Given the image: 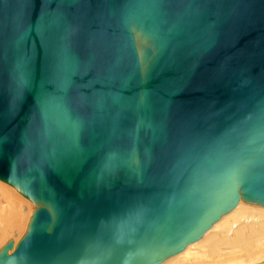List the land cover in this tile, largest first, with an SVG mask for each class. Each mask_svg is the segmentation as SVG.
Listing matches in <instances>:
<instances>
[{
  "label": "water",
  "instance_id": "95a60500",
  "mask_svg": "<svg viewBox=\"0 0 264 264\" xmlns=\"http://www.w3.org/2000/svg\"><path fill=\"white\" fill-rule=\"evenodd\" d=\"M253 162L264 0H0V180L35 205L0 264H161L264 207Z\"/></svg>",
  "mask_w": 264,
  "mask_h": 264
},
{
  "label": "bare ground",
  "instance_id": "6f19581e",
  "mask_svg": "<svg viewBox=\"0 0 264 264\" xmlns=\"http://www.w3.org/2000/svg\"><path fill=\"white\" fill-rule=\"evenodd\" d=\"M1 182L0 250L9 241H13L4 244L9 234L16 230L21 232L20 229L27 230L33 214L27 218L26 223L23 220L27 215L25 202ZM251 205L241 199L234 209L223 215L199 240L161 264H264V207L260 209L262 206L258 205V209L253 208L257 205ZM13 242L14 246L18 243Z\"/></svg>",
  "mask_w": 264,
  "mask_h": 264
},
{
  "label": "snow or ice",
  "instance_id": "6c2138e0",
  "mask_svg": "<svg viewBox=\"0 0 264 264\" xmlns=\"http://www.w3.org/2000/svg\"><path fill=\"white\" fill-rule=\"evenodd\" d=\"M132 48L137 55L138 65L142 68H147L155 57V51L152 55H147L146 50L150 47V37L144 32H137L134 29L130 30ZM253 180H259L261 186L264 187V163L261 164L260 171L258 172L254 166V162L245 168H243L239 174L237 183L240 185H248ZM245 193L249 191L248 187L244 188Z\"/></svg>",
  "mask_w": 264,
  "mask_h": 264
},
{
  "label": "rangeland",
  "instance_id": "374dc122",
  "mask_svg": "<svg viewBox=\"0 0 264 264\" xmlns=\"http://www.w3.org/2000/svg\"><path fill=\"white\" fill-rule=\"evenodd\" d=\"M1 184H3V186H5L6 188H8L9 190H11L15 195H18L21 199H23V201L25 202V204H26V206H27V215H25L24 217H23V220L27 223V221H28V219L30 218L29 216H31V214H32V212H33V210H34V208H35V205L30 201V200H28V199H26L25 197H23L15 188H13V187H11L10 185H6V183H4V182H1ZM247 204H249V203H247ZM252 205H254V204H252ZM252 205H251V207H252ZM257 208L258 207V209H259V206L257 205V206H253V208ZM263 207H260V209H262ZM25 213V214H26ZM28 218V219H27ZM25 230L26 229H20V231L21 232H19V230H16L15 231V233H11V234H9L6 238H5V240H4V244H5V242H7V241H9V240H13V241H19L20 239H21V237L23 236V234L25 233ZM23 232V233H22ZM16 242V243H17Z\"/></svg>",
  "mask_w": 264,
  "mask_h": 264
}]
</instances>
